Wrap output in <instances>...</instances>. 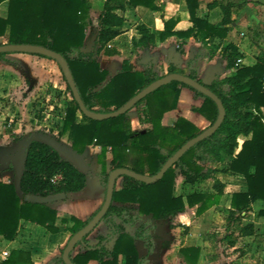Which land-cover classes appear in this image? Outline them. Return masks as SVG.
<instances>
[{"label":"trees","instance_id":"obj_1","mask_svg":"<svg viewBox=\"0 0 264 264\" xmlns=\"http://www.w3.org/2000/svg\"><path fill=\"white\" fill-rule=\"evenodd\" d=\"M4 1L9 2V8L7 18L0 17V37L7 39V44L38 45L61 54L67 60L80 96L90 111H117L159 79L183 74L173 65L165 74L163 68L152 63L147 64L144 71H135L134 66L124 60L117 72H110L99 63L102 53H115L109 45L121 33L120 29L125 24L122 13L127 6H144L159 11L155 0H103L94 48L90 52L84 51L83 47L88 28L94 23L91 18L92 0H0V5ZM187 4L197 31L195 28L174 31L178 22L176 18L165 22L164 30L157 35L143 25L138 28L141 38L135 46L146 49L155 45L156 40L165 41L171 36L187 39L194 34L204 45L215 38L227 37L231 24L230 8H224V19L220 24L212 25L196 16L197 0H187ZM215 5L217 2L210 7ZM221 52L227 60L228 72L224 77L212 74L213 82L208 87L221 99L226 111L221 127L186 152L161 180L146 184L129 176L120 178L121 187H116L113 203L97 226H104L107 233L99 235L93 245L88 240L89 235L85 237L77 245L84 250L74 255V264H119L120 256H124L125 264H153L149 257L164 247V241L156 234L161 221L186 219L188 208L195 207L197 216H201L221 204L227 185L215 179L214 174L219 169L205 166L210 163H225L220 171L241 179L246 186V191L234 193L231 198L227 221L236 229L233 232H238V237H255L256 242H264V235H256L253 224L243 223L245 215L258 201L263 202V207L256 216L264 217V56L256 65L249 67L238 64L244 55L236 46L228 44ZM14 54L2 53L0 61L22 67L19 60L10 57ZM28 55L53 60L42 55ZM198 60L199 55L191 61L190 70L184 75L203 83L197 72ZM63 77L67 83L64 74ZM182 88H189L204 98L202 106L192 107V111L207 119L209 127L213 126L219 116L215 101L177 81L152 92L133 108L140 125L145 127L143 130L133 128L130 112L103 121L87 118L67 84L72 101L66 109L59 135L65 137L80 156L89 146L99 147L101 172L96 173L92 169L83 172L51 146L30 137L24 139L23 143H28L27 151L19 158L24 164L20 182L22 196L18 194L15 183L0 182V237L14 240L22 221L35 223L51 233L59 231L56 227L58 211L52 204L26 202V195L77 194L86 188L88 180H97L107 194L110 174L118 168L156 176L180 148L205 131L182 116L172 125L163 124L166 113L178 110ZM249 105H253L252 110ZM241 138L244 142L240 148ZM108 153L112 155L110 165L107 163ZM14 162L15 159L8 169H14ZM177 175L183 177L184 184L193 186L213 179L214 192L196 190L186 197L175 195ZM55 177L59 179L54 182ZM100 209L87 221L73 217L72 236L85 228ZM136 241L144 243L145 255H139ZM112 242L114 245L110 250ZM235 243L236 240L230 242L231 245ZM180 254L186 264H198L201 248H181ZM61 263L62 257L51 264ZM0 264L34 263L30 253L14 250Z\"/></svg>","mask_w":264,"mask_h":264},{"label":"crops","instance_id":"obj_2","mask_svg":"<svg viewBox=\"0 0 264 264\" xmlns=\"http://www.w3.org/2000/svg\"><path fill=\"white\" fill-rule=\"evenodd\" d=\"M197 1L199 6L196 10V16L212 25L220 24L224 19V8H230V31L225 39L215 38L208 45H204V42L194 34L187 39L171 36L165 41L156 40L157 43L149 48L138 49L135 44L141 38L138 31L140 26H146L152 34L157 35L164 30L165 22L176 18L178 22L174 31H186L190 28H195L197 31V28L191 21L187 0H155V5L160 8L159 11H153L144 6L133 7L128 5L126 11L122 13L125 18V24L120 29L121 33L109 45V48L114 50L115 53L113 55L102 53L99 57L101 67L110 72H117L121 69L123 61L128 60L134 66L135 71H144L146 65L152 63L163 68L165 74H167L169 67L173 65L184 75L189 72L191 61L199 55L197 72L200 79L208 80L212 77V74H217L221 77L227 74V60L222 55L221 50L228 44L236 46L243 53L244 56L239 59L241 62L238 64L249 67L256 65L259 58L264 56V0ZM215 2H217V5L210 7ZM100 3L103 4V0H100ZM1 7L4 10H1ZM8 8V1H4L0 5L1 18H7ZM99 15L94 21L97 25L95 33L98 31L97 19ZM95 38L94 36L91 48L86 50L87 52L93 50ZM3 40L5 38L0 37V42ZM216 47H219V49H216ZM32 57L34 56L28 54L12 56V58L20 61L22 67H13L0 61V182L3 183H15L16 170L22 165L19 158L23 156L22 146L24 143L19 137H11L12 132L8 131L6 127L7 122L1 112V106L3 100L10 95L13 86L23 83L27 69L26 61H29V58ZM182 100L184 103H182ZM203 102L204 98L198 97L191 89L182 88L178 110L166 113L163 124L166 126L172 125L179 116H182L195 124L200 130H206L210 126V122L199 113L192 111V107H201ZM249 106L252 110L253 105ZM262 111L264 114V109ZM130 113L134 114L131 117L133 128L135 130H143L145 127L140 125L136 110H132ZM13 133L20 135L16 127ZM243 142L244 139L241 138L239 140L240 148ZM86 150L85 157L87 159L91 158L90 155L96 156L100 153L99 147L89 146ZM14 159V169H8ZM108 159L107 161H110L112 157H108ZM96 166H98L97 163ZM96 166L92 170L100 173L101 168ZM230 180H232L230 182V190H227L228 198L230 193V199L228 205H226L228 214L231 209L232 195L246 191V186L241 179L230 176ZM179 184H181L182 192H177ZM199 185H186L183 177L177 175L175 195L186 197L199 190ZM227 187L226 189H228ZM103 189L104 187L97 180H88L86 188L82 192L70 194L71 197L63 202L53 203L52 207L58 211L56 227L59 231L57 233H51L35 223L22 221L18 235L14 240H5L0 237V263L6 260L14 250L30 253L34 264H51L55 259L63 258L62 252L72 236L70 232L74 225L72 218L75 217L81 221H87L96 211L102 208L106 199V194H102ZM207 192L212 193L213 191L208 190ZM222 201L220 205L209 209L201 216H197V208L195 207L188 208V218L186 219L176 218L172 221H161L156 234L164 241V247L149 257L153 264H186L180 254L181 248L200 247L202 255L204 251L203 245H206V243L203 242V238L198 231L202 230L206 220L210 219L208 217L213 210H223ZM262 207V201L256 202L243 220L244 225H254L256 235H264V217L257 218L256 216V212ZM226 220L222 219V223H225ZM106 233L104 226L96 228L88 237L90 244H96L98 236ZM247 238L256 240L255 237ZM239 239H242V237H239ZM257 243L264 247V242ZM113 245L114 243L112 242L109 246L110 250L113 249ZM136 247L140 256L145 255L146 249L143 242L136 241ZM236 248V245L230 246V250H235ZM83 250L81 246L76 247L71 254V259L78 251ZM259 253L262 252L260 251ZM261 260L264 264V259ZM199 262L198 264H200ZM61 264H64V261ZM91 264H97V262H92ZM119 264H125L124 256L119 257Z\"/></svg>","mask_w":264,"mask_h":264},{"label":"rangeland","instance_id":"obj_3","mask_svg":"<svg viewBox=\"0 0 264 264\" xmlns=\"http://www.w3.org/2000/svg\"><path fill=\"white\" fill-rule=\"evenodd\" d=\"M93 8L91 11V18L96 21V17L102 11V4L100 0H92ZM1 10H4L1 7ZM96 24L93 23L88 28L86 41L83 50L91 48L92 40L95 33ZM0 44H7V39L0 42ZM19 54L10 55L17 56ZM23 55V54H22ZM33 56V55H32ZM27 69L23 78V83L14 85L10 95H8L2 103L3 117L7 122L8 131L12 132L11 137H19L24 139L30 137L32 140L35 135L40 134L57 140L64 148L72 151L71 144L65 137H60L59 133L62 128L63 120L65 117L66 109L69 103L72 101V97L67 90V83L64 80L63 73L60 70L59 64L56 61L34 56L26 61ZM182 103L183 100H182ZM134 114L130 113V118ZM19 130L20 135L13 133L14 128ZM87 151V150H86ZM84 155L78 157L81 158L89 167L93 169L98 164V155H90V159ZM96 152V151H93ZM94 154V153H92ZM112 157L110 153L107 154V160ZM111 162L107 161L109 164ZM110 165V164H109ZM206 167H212L219 169L214 174L215 179H219L225 183L228 189L225 190L224 197L222 198V209H215L210 213V219L206 220L202 230L198 233L203 238V253L201 255L200 264H263L262 255L264 247L252 238L239 239L237 232L234 227L230 226V222L226 220L222 223V219H227L228 211L226 205L229 203L227 190H230V175L221 172L225 167L224 163H210L205 164ZM100 165L98 164V166ZM101 168V167H100ZM122 181L118 183V188L121 187ZM214 180L204 182L199 185V190L202 191H213ZM181 184L178 185L177 192H182L180 188ZM214 192V191H213ZM102 194L105 195V189L102 190ZM225 206V208H223ZM192 216V215H191ZM233 232V233H232ZM94 236V235H93ZM236 240L237 248L230 250V242ZM262 253H259V252ZM262 254V255H258ZM260 256V257H259Z\"/></svg>","mask_w":264,"mask_h":264},{"label":"water","instance_id":"obj_4","mask_svg":"<svg viewBox=\"0 0 264 264\" xmlns=\"http://www.w3.org/2000/svg\"><path fill=\"white\" fill-rule=\"evenodd\" d=\"M34 54V55H42L47 58H51L59 64L60 68L63 71V74L66 78L68 86L71 88L74 100L78 103L81 112L89 119L96 120V121H103L108 120L111 118H116L120 115L127 114L133 110V108L136 106L138 102L146 98L148 95H150L152 92L156 91L157 89L161 88L164 85L171 84L174 81L180 82L184 85H187L198 92L202 93L203 95L210 97L212 100L215 101V103L218 106L219 109V116L215 124L208 129H206L202 134L199 136L193 138L192 140L188 141L182 148H180L174 156H172L167 163L163 166L161 171L156 176H148V175H141L137 174L131 170L125 169V168H118L112 171L109 177L108 185H107V194L105 202L100 209V211L97 213V215L89 222V224L77 232L75 235H73L65 250L63 253V261L64 264H74L71 259V254L76 249L77 245L88 235H90L99 225V223L102 221V219L105 217L107 212L109 211L112 203H113V195L114 191L116 189L117 183L123 176H129L131 178H134L140 182L146 183V184H152L155 183L163 178V176L166 174V172L174 166V164L186 153L188 152L193 146H195L197 143L211 137L214 135L218 129L221 127L225 116L226 111L223 105V102L221 99L216 96L213 92L209 90V86L213 82V78H209L208 80H204L203 83H199L198 81L182 74H171L167 75L158 81L152 83L149 87L144 89L143 91L139 92L136 96H134L125 106L120 108L117 111H113L111 113H97L93 112L87 109L86 105L84 104V101L82 100L79 90L77 88V85L75 83L73 74L71 72L70 66L67 62V60L59 53L54 52L50 49H47L42 46L38 45H29V44H0V54ZM33 140L42 142L44 144H47L51 146L54 150H56L63 158H65L67 161L73 163L79 170L83 172H87L89 170L88 165L78 157L75 153L72 151L64 148L57 140L37 134L34 136ZM28 147V143H24L22 148V155L26 154ZM24 172V164H22L20 167L16 170V179H15V185L16 190L20 196H22V191L20 189V182L22 179V175ZM70 194L66 193H58L53 194L49 196H35V195H26L24 196V201L29 203H36V204H53L57 202H63L70 198Z\"/></svg>","mask_w":264,"mask_h":264},{"label":"built area","instance_id":"obj_5","mask_svg":"<svg viewBox=\"0 0 264 264\" xmlns=\"http://www.w3.org/2000/svg\"><path fill=\"white\" fill-rule=\"evenodd\" d=\"M240 62H241V60L238 61V63H240ZM57 179H59V177H55L53 181L55 182ZM244 215H245V213H244ZM262 251H263L262 259H264V249Z\"/></svg>","mask_w":264,"mask_h":264}]
</instances>
